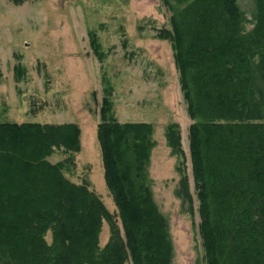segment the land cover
<instances>
[{"label": "trees", "instance_id": "obj_1", "mask_svg": "<svg viewBox=\"0 0 264 264\" xmlns=\"http://www.w3.org/2000/svg\"><path fill=\"white\" fill-rule=\"evenodd\" d=\"M163 1L174 15L173 31L161 37L173 43L196 120L189 138L206 262L264 264V0H255L250 32L238 0ZM101 120L105 179L127 245L113 224L110 243L100 247L111 214L86 185L66 180V163L47 159L56 148H80L77 124L0 123V264H125L118 247L129 248L134 264L172 263L167 222L143 174L154 127L121 124L108 96ZM179 130L170 125L167 140L183 154ZM45 226L54 234L49 248Z\"/></svg>", "mask_w": 264, "mask_h": 264}, {"label": "rangeland", "instance_id": "obj_2", "mask_svg": "<svg viewBox=\"0 0 264 264\" xmlns=\"http://www.w3.org/2000/svg\"><path fill=\"white\" fill-rule=\"evenodd\" d=\"M238 3L250 32L256 2ZM173 15L163 0H0V123L77 124L80 148H56L47 159L66 163V180L86 185L111 214L99 235L101 248L110 243L113 224L127 245L98 140L103 100L108 96L121 124L153 125L143 174L167 222L171 264H207L189 138L196 120L188 112L173 43L161 37L173 31ZM173 124L180 128L183 154L167 140ZM41 236L47 248L53 245L50 228ZM118 250L125 264H134L129 248Z\"/></svg>", "mask_w": 264, "mask_h": 264}]
</instances>
